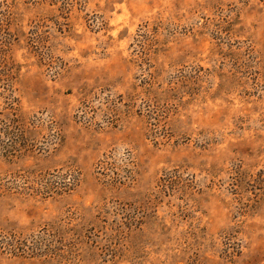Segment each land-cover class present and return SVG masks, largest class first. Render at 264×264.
I'll return each mask as SVG.
<instances>
[{"label": "rangeland", "instance_id": "obj_1", "mask_svg": "<svg viewBox=\"0 0 264 264\" xmlns=\"http://www.w3.org/2000/svg\"><path fill=\"white\" fill-rule=\"evenodd\" d=\"M0 264H264V0H0Z\"/></svg>", "mask_w": 264, "mask_h": 264}, {"label": "trees", "instance_id": "obj_2", "mask_svg": "<svg viewBox=\"0 0 264 264\" xmlns=\"http://www.w3.org/2000/svg\"><path fill=\"white\" fill-rule=\"evenodd\" d=\"M26 249H28V247H26ZM28 250H29V249H28ZM13 252H16V251L14 250ZM31 252H33V251L31 250Z\"/></svg>", "mask_w": 264, "mask_h": 264}]
</instances>
